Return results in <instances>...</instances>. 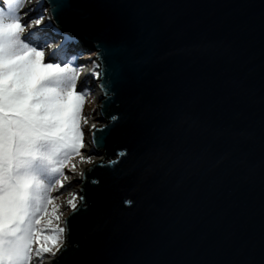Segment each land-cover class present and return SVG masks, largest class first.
I'll return each instance as SVG.
<instances>
[{
    "label": "water",
    "instance_id": "water-1",
    "mask_svg": "<svg viewBox=\"0 0 264 264\" xmlns=\"http://www.w3.org/2000/svg\"><path fill=\"white\" fill-rule=\"evenodd\" d=\"M40 2L95 52L103 123L55 264H264V0Z\"/></svg>",
    "mask_w": 264,
    "mask_h": 264
},
{
    "label": "snow or ice",
    "instance_id": "snow-or-ice-1",
    "mask_svg": "<svg viewBox=\"0 0 264 264\" xmlns=\"http://www.w3.org/2000/svg\"><path fill=\"white\" fill-rule=\"evenodd\" d=\"M19 3L9 0L7 13L0 11V264H43L48 258L55 264V258L66 250V229L53 225L60 215L51 193L63 187L55 177L63 176V168L74 155L92 163L91 156L80 152L85 96L77 90L75 69L44 63V50L22 40L26 25L16 16ZM64 3L59 0V6ZM40 24L41 19L34 21L35 26ZM99 49L102 61L122 50ZM138 63L132 61L129 68ZM102 74L108 78L105 87L126 78L119 63L105 65ZM105 131L104 127L96 129ZM38 168H47L54 184L39 179ZM75 201V195L67 201L73 212Z\"/></svg>",
    "mask_w": 264,
    "mask_h": 264
},
{
    "label": "rangeland",
    "instance_id": "rangeland-1",
    "mask_svg": "<svg viewBox=\"0 0 264 264\" xmlns=\"http://www.w3.org/2000/svg\"><path fill=\"white\" fill-rule=\"evenodd\" d=\"M18 17L19 19L26 25L25 33L22 34V39L27 40L29 43H31L33 46H40L42 50L45 52V59H51L57 56L58 52L61 51L62 47L64 46L63 41L60 40L59 36L56 35V30L50 29V28H43V25L45 21L47 20V12L46 9L41 4L40 0H25L20 7L18 11ZM36 19H41V24L39 26L34 25V21ZM67 43V42H66ZM68 44V50L71 54H74L77 57V63L80 65L81 69L78 74V80H77V88L84 87L87 90V95L85 98V103L83 105L82 114H81V130L83 132V142L84 147L80 149L81 154L85 156H89L86 152H84L85 148V137H86V131L87 128L91 125L92 120L96 121L95 123L98 126L103 125V123H100L97 118V110L100 106V102L98 103V95L96 96L94 93H96V85L97 83L94 82L93 78L95 77L96 80L99 79V72H98V61L95 56V52H90L86 48L83 47H76L72 43ZM57 59L58 56L56 57ZM44 59V60H45ZM96 69L97 75H90V70ZM94 84V85H93ZM95 89V90H94ZM91 117V118H89ZM87 121L85 123L84 121ZM97 126V127H98ZM93 129V128H92ZM94 130V129H93ZM90 136V135H89ZM90 143V139H89ZM94 154V153H93ZM97 157V162H104L105 159H103V156L95 155L94 157ZM92 163H85L81 161L79 156L73 157L69 160L66 167L63 168V176H60V179L63 187H56L54 191L51 193L54 199V204L57 206V214L60 215V219L64 220L69 216V213L72 210H69L65 206L61 205V202L63 198L66 197V194L63 192L66 188V183L68 179L70 178L68 174H74L80 170L81 167L88 168L92 165H94L97 162H94L93 158ZM75 168L73 171L72 168ZM38 172V171H37ZM64 177H67V179H64ZM54 184V181L53 183ZM74 189L77 188L78 192L80 190V182H76L71 186ZM80 195H78V202H79ZM51 205H49V211H51ZM53 225H58L56 220H53Z\"/></svg>",
    "mask_w": 264,
    "mask_h": 264
},
{
    "label": "trees",
    "instance_id": "trees-1",
    "mask_svg": "<svg viewBox=\"0 0 264 264\" xmlns=\"http://www.w3.org/2000/svg\"><path fill=\"white\" fill-rule=\"evenodd\" d=\"M25 0H20V3L16 6V16L18 17V11L20 7L22 6L23 2ZM9 3V0H0V11L7 13L8 8L7 5ZM25 43H28L30 46H33L31 43H29L27 40L22 39ZM68 50V44L65 43L64 46L62 47L61 51L58 52L57 56L59 59H57L55 56L54 58L51 59H45L44 63H57L63 66L64 64H68L70 68L75 69L78 74L80 72V65L77 63V57L74 54H71ZM78 91H80L82 94H84L85 98L87 95V90L84 87H79L77 88ZM76 157L75 155L72 156ZM37 176L41 180H46L50 183H53L54 178L52 177V173L47 169V168H38L37 169ZM63 171V170H62ZM60 176H56L55 178H59Z\"/></svg>",
    "mask_w": 264,
    "mask_h": 264
},
{
    "label": "bare ground",
    "instance_id": "bare-ground-1",
    "mask_svg": "<svg viewBox=\"0 0 264 264\" xmlns=\"http://www.w3.org/2000/svg\"><path fill=\"white\" fill-rule=\"evenodd\" d=\"M50 23H49V21L48 20H46L45 21V23H44V25H43V28H50V29H53V27L51 26V25H49ZM90 72V75H94V74H96L97 75V70L96 69H93V70H90L89 71ZM93 80H94V82H96L97 84H98V80H96V78L94 77L93 78ZM94 85V84H93ZM97 91H96V93H94L96 96L98 95V89H97V87L95 88ZM94 89V90H95ZM99 95H100V92H99ZM99 99H100V97H98V103L100 102L99 101ZM97 114V113H96ZM89 118H91V117H89ZM97 120H98V115H97V118H96ZM96 121H94V120H92V122H91V125L89 126V128H87V131H86V137H85V148H84V152H86L89 156H92V157H94V154H93V148H92V146H91V144L89 143V139H90V133H91V131H93V125H95L96 127L98 126L96 123H95ZM98 157V156H97ZM97 157L95 156L93 159V161L94 162H97ZM85 168H83V167H81L80 168V170L77 172V174H76V172L74 173V174H68L69 175V179H68V181H67V183H66V188L64 189V193L66 194V197L65 198H63V200H62V202H61V205L62 206H65L66 208H68L69 210H72L71 208H70V206L68 205V203H67V201L69 200V199H72V197H73V195H75L76 196V203L78 204L79 202H78V195H79V192H78V190H77V188L75 187L74 189H71V188H73V187H71V186H73V184L74 183H78V182H80L79 180H80V178H81V173L83 172V170H84ZM57 223H58V226H60V227H63V219H60L59 221H57ZM52 258H48V259H45L44 261H43V264H48V262L51 260Z\"/></svg>",
    "mask_w": 264,
    "mask_h": 264
}]
</instances>
